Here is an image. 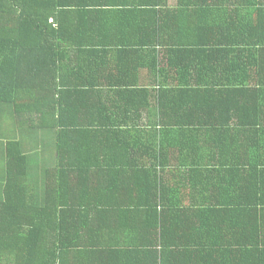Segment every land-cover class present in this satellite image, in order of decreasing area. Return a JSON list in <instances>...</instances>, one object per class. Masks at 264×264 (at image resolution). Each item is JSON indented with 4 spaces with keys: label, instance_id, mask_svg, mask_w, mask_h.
Masks as SVG:
<instances>
[{
    "label": "trees",
    "instance_id": "obj_1",
    "mask_svg": "<svg viewBox=\"0 0 264 264\" xmlns=\"http://www.w3.org/2000/svg\"><path fill=\"white\" fill-rule=\"evenodd\" d=\"M194 4L182 0L169 9L164 0H0V264H57L64 240L80 237L68 201L97 191L75 183L70 160L81 151L111 169V191L104 196L134 192V177L140 190L142 179L162 184L155 171L147 181L144 172L122 169L107 149L118 147L127 120L144 115L135 93H110L113 103L104 112L124 122L116 130L77 132L94 117L91 111L98 113L102 96L77 70L89 53L98 56L92 48L103 36H154L157 78H179L172 97L158 93L160 124L179 118L168 126L198 127L194 119H227L219 126L232 154L229 196L244 203L264 196V169L254 161L264 149V0ZM212 36L228 40L205 42ZM155 191L163 194L160 186ZM251 238L243 243L251 245L244 253L220 252L218 264H264V236L259 242Z\"/></svg>",
    "mask_w": 264,
    "mask_h": 264
},
{
    "label": "crops",
    "instance_id": "obj_2",
    "mask_svg": "<svg viewBox=\"0 0 264 264\" xmlns=\"http://www.w3.org/2000/svg\"><path fill=\"white\" fill-rule=\"evenodd\" d=\"M164 2L167 8L177 9L182 0ZM184 2L196 7L195 0ZM215 21L212 20L213 24ZM211 38L214 40L205 42L228 40L220 36ZM154 41L152 35L114 39L103 36L96 40L99 45L92 51H97L98 56L89 53L87 61H80L77 73L80 77L88 76L93 89L102 96L98 98V113L91 111L94 117L79 124L77 132L82 134L92 128L99 132L116 130L124 122L104 112L105 106L113 103L110 93L122 90L135 93L137 106L144 108L141 109L144 115L127 120L118 147L107 149L121 160L122 169L144 172L147 181L150 171H155L162 184H147L139 178L144 188L140 190L134 177L135 188L129 184L134 192L104 196V191H111V169L85 151L70 158L76 172L75 183L97 191L76 195L68 201L71 205L68 217L80 237L64 240L57 264H218L220 252L229 257L236 250L244 253L251 246L243 244L249 237L259 242L264 236L260 228L264 196L249 197L245 203L229 196L232 154L229 142H223L226 129L219 126L227 119L213 122L198 118L194 119L198 127H169L181 120L168 118L165 119L168 124L161 125L162 121L155 116L159 111L158 93L170 92L172 97L179 78L175 74L157 78ZM113 42L123 46L109 47ZM163 42L176 40L163 38ZM109 49L112 52L107 55L101 53ZM74 77L75 81L80 78ZM212 123H216L214 128L209 127ZM130 125L135 127L130 129ZM258 156L255 164L264 169V149L259 150ZM157 186L162 195L155 191ZM237 235L242 238L236 239ZM259 247L264 250V246Z\"/></svg>",
    "mask_w": 264,
    "mask_h": 264
}]
</instances>
